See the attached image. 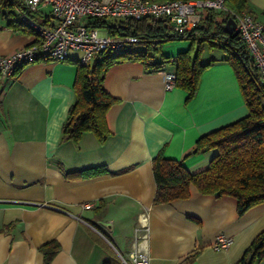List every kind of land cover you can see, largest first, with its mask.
Segmentation results:
<instances>
[{"label":"crops","instance_id":"0c3cea01","mask_svg":"<svg viewBox=\"0 0 264 264\" xmlns=\"http://www.w3.org/2000/svg\"><path fill=\"white\" fill-rule=\"evenodd\" d=\"M24 2L0 4V57L38 40L6 16L19 22ZM50 10L42 8L37 20ZM247 11L264 23V0H247ZM190 48L187 40L163 43L155 61L176 59ZM76 54L65 62L42 59L0 78V264H45L42 248L49 243L58 246L50 264H133L134 242L147 250V264H182L192 254L189 264H240L264 232V203L239 215L236 199L203 195L193 185L188 199L154 204L152 160L161 151L200 172L217 150L194 154L197 141L249 114L225 52L205 48L201 62L211 64L192 99L179 87L165 90L172 64L162 71L140 62L112 66L104 80L117 100L106 117L110 137L100 142L85 133L77 143L61 142L76 99ZM95 167L106 173L68 175ZM142 215L145 241L136 240L145 233ZM220 234L233 239L227 250L213 247Z\"/></svg>","mask_w":264,"mask_h":264},{"label":"trees","instance_id":"16d2710c","mask_svg":"<svg viewBox=\"0 0 264 264\" xmlns=\"http://www.w3.org/2000/svg\"><path fill=\"white\" fill-rule=\"evenodd\" d=\"M1 3L5 8L10 7L9 0H0ZM225 6L228 11L204 10L199 23L184 33H175L163 19H116L115 23L110 19L92 20L89 23L92 27L106 30L110 36H135L139 42L120 54L101 52L87 66L74 61L78 66L74 85L76 99L64 123L61 142L77 143L85 133H93L100 142L110 137L106 117L117 100L106 92L104 80L112 66L140 62L148 70L162 71L166 65L172 64L175 66L176 87L185 90L188 99H192L197 94L203 72L211 64L201 62L203 51L206 47L219 48L225 52V60L234 70L249 114L197 141L194 154L217 150L209 165L200 172H189L182 162L166 158L161 151L152 160L156 183L154 204L188 199L193 185L203 195L236 199L239 215L264 203V80L240 36L224 30L233 13L247 11V0H226ZM28 14L37 19L36 14ZM10 15L15 28H26L14 20L12 13H6V16ZM183 40L191 42L187 52L173 60L163 58L161 62L155 61L160 45ZM139 44L143 46L139 48ZM104 173L106 169L95 167L68 175L93 177ZM42 250L45 264H50L58 252V246L49 243ZM194 258L195 254H192L182 264H189ZM262 258L264 232L256 237L240 264H254Z\"/></svg>","mask_w":264,"mask_h":264},{"label":"built area","instance_id":"2783aa9c","mask_svg":"<svg viewBox=\"0 0 264 264\" xmlns=\"http://www.w3.org/2000/svg\"><path fill=\"white\" fill-rule=\"evenodd\" d=\"M226 0H25L24 10L19 12V23L37 35V42L6 57H0V78L14 77L21 69L42 59L65 62L71 52L79 53L77 61L87 66L101 52L122 53L130 45L139 42L135 36H110L89 23L95 19L155 18L165 20L175 33L192 30L200 21V12L206 9L225 10ZM51 10L44 21L32 18L42 8ZM28 11V12H27ZM236 31L264 80V23L251 13H233ZM85 20V21H83ZM176 87V75L165 73V90ZM84 208L92 209V204ZM141 227L145 230L136 240L148 239L147 218L142 215ZM233 239L225 234L216 237L215 250H227ZM134 242L129 255L133 264H147V250ZM125 264H129L124 260Z\"/></svg>","mask_w":264,"mask_h":264},{"label":"water","instance_id":"95a60500","mask_svg":"<svg viewBox=\"0 0 264 264\" xmlns=\"http://www.w3.org/2000/svg\"><path fill=\"white\" fill-rule=\"evenodd\" d=\"M224 26L226 33L238 35L236 31V21L233 18H230Z\"/></svg>","mask_w":264,"mask_h":264},{"label":"rangeland","instance_id":"374dc122","mask_svg":"<svg viewBox=\"0 0 264 264\" xmlns=\"http://www.w3.org/2000/svg\"><path fill=\"white\" fill-rule=\"evenodd\" d=\"M83 21H85V20H83ZM110 22L115 23L116 19H110ZM73 56H75L74 60H78L80 57L79 53H77L76 55H73Z\"/></svg>","mask_w":264,"mask_h":264}]
</instances>
